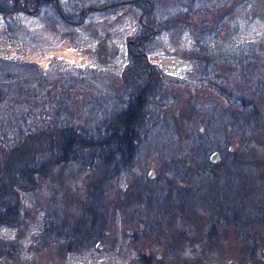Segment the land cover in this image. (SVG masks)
<instances>
[{"label":"rangeland","instance_id":"1","mask_svg":"<svg viewBox=\"0 0 264 264\" xmlns=\"http://www.w3.org/2000/svg\"><path fill=\"white\" fill-rule=\"evenodd\" d=\"M110 1L116 0H57L58 11L52 0H41L40 8L27 14L37 2L30 0L23 12L7 18L0 13V65L29 63L40 74L62 75L82 89L76 95L79 105L89 104L96 113L108 109L123 81L126 51L140 15L126 4L115 10L88 8ZM194 3L191 21L180 34L161 32L144 50L147 63L162 75L163 96L148 102L135 162L120 173L114 187L117 206L111 203L98 214L107 215V229L90 237L80 251L58 259L63 248L53 244L55 235L63 237V246L83 241L78 235L88 228L91 216H97L88 212L96 204L90 200L93 187L103 186L98 165L85 170L74 163L58 164L46 178L35 177V190H15L21 205L12 210L20 220L18 225L0 226V264H264V242L249 261L252 246L242 247L244 232L242 237L227 230L221 232L222 241L209 239L207 228H197L191 216L181 213L185 190L192 191V203L199 206L196 214L209 217V206H200L205 200L211 204L219 202L220 194L230 197L233 188L228 184H236L241 175L250 182L264 175V136L251 132L242 141L238 126L232 122L223 128L212 112L216 105L226 107L244 98L255 102L264 117V0ZM3 4L14 9L11 0ZM75 5L88 10L80 24L72 25L59 12L69 18ZM176 24L179 32L181 23ZM205 65L216 70L215 76L219 73L217 81L206 78ZM14 71L22 79L33 74L20 67ZM1 136L0 168L10 150ZM214 153L217 161L210 162ZM213 175L223 185L213 188L216 198L208 196L204 184ZM136 193L141 195L134 200ZM246 234L251 241H264V230Z\"/></svg>","mask_w":264,"mask_h":264},{"label":"trees","instance_id":"2","mask_svg":"<svg viewBox=\"0 0 264 264\" xmlns=\"http://www.w3.org/2000/svg\"><path fill=\"white\" fill-rule=\"evenodd\" d=\"M6 1L9 0H0V13L5 18L11 13L25 11L30 4V0H22L21 3L11 0L14 9L9 10L3 4ZM194 1L116 0L110 1L107 5L88 7L94 12L105 11L107 8L115 10L126 4L140 13L138 31L128 44L126 51L128 63L122 72L123 81L115 89L114 102L108 109H101L97 113L89 104L87 108L85 104H78L76 95L78 96L82 89L71 79L63 78L62 75L51 78L45 73L40 74L37 69H31L32 64L29 63L0 65V133L4 138H1L3 145L5 143L4 146L10 149L0 168V226L19 223L20 219L15 218V212L12 210L13 205H21L15 190L25 192L35 190L38 187L35 177L46 178L53 166L74 163L85 170L91 169L94 165L100 166L102 172L98 182L100 181L103 186L93 187L94 198L90 200H94L97 205L95 204V208L88 207V212H96L97 216L92 215L89 223H86L88 228L85 231L81 230L78 235L83 241L74 246H63V237L55 235L53 244L62 245L63 248L58 259H64L68 252L80 251L84 244L89 243L90 237L100 236L99 233L107 229L110 220L105 226L107 215L104 217L102 213L98 214L104 209L107 210L106 207L111 203L117 206L116 200L112 198L118 194L114 187L120 173L131 168L135 162L138 146L136 144L139 141L138 129L145 123L148 102L163 96L160 90L162 75L154 65L147 63L144 50L151 39L161 32H167L170 36L180 34L183 27H187L191 21L190 16L194 14ZM178 8L185 10L176 15L173 11ZM87 10L75 5L68 12L69 18L65 17L62 10L59 13L66 23L76 25L83 21ZM175 22L181 23L179 32ZM14 67L31 70L32 77L16 78ZM204 69L206 78L213 77L211 79L216 81L220 78L219 73L215 76L216 70L213 67L205 65ZM85 89L86 87H83V90ZM244 100L243 98L240 103L234 101L226 104V107L216 105L212 112L217 118L220 117L223 128L232 122L238 126L236 129L240 130L238 132L242 141L251 132L264 136V117L255 109V102ZM260 103L263 104L264 100ZM199 116L197 114L196 117ZM262 176L258 175V179L254 181L252 179V182L245 178V175H241L236 184L230 181L228 188H233V191L228 195L230 197L223 198L225 194L218 197L213 191V188L222 182L213 175L204 183L207 194L209 197H218L219 202L221 200L223 202L214 203L211 200L212 203L207 204L205 200L200 205L209 206L213 216L199 217L196 214L199 206L196 207L192 203L191 190H185L183 194L185 199L182 200L181 213L191 216L192 223L197 228L202 230L207 228L209 239L221 237L222 241L224 235L221 232L226 233L227 230L242 237L244 232L245 238L241 244L243 248L251 244L248 254V260L251 261L254 259L256 249L264 242L261 237L257 242L251 241L249 234H246L248 232L256 234L264 230ZM221 186L223 185L219 187ZM139 195L141 194L136 193L131 198L136 200V196ZM71 236L74 239L76 234Z\"/></svg>","mask_w":264,"mask_h":264},{"label":"flooded vegetation","instance_id":"3","mask_svg":"<svg viewBox=\"0 0 264 264\" xmlns=\"http://www.w3.org/2000/svg\"><path fill=\"white\" fill-rule=\"evenodd\" d=\"M40 1L41 0H37V2L36 3H34V5H33V9H32V11L31 10H26V13L27 14H29V13H34L35 11H37L39 8H40V6L42 5V4H40ZM47 0H42V2H46ZM48 1H50V0H48ZM53 2L52 3H54L55 5H57V8H58V11H59V5H58V3H57V0H52ZM15 19H16V17H15ZM132 237H135V234L132 232ZM146 258V257H145ZM148 258V257H147ZM147 260V259H146Z\"/></svg>","mask_w":264,"mask_h":264},{"label":"water","instance_id":"4","mask_svg":"<svg viewBox=\"0 0 264 264\" xmlns=\"http://www.w3.org/2000/svg\"><path fill=\"white\" fill-rule=\"evenodd\" d=\"M217 161V153H214L211 157H210V162H216ZM151 178V176H150Z\"/></svg>","mask_w":264,"mask_h":264}]
</instances>
